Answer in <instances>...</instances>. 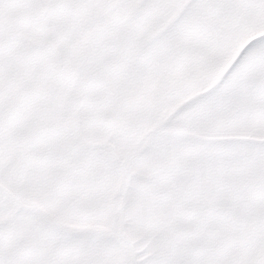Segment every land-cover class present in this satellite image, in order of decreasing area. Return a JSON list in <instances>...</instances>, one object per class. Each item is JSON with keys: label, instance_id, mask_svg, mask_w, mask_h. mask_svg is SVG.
Instances as JSON below:
<instances>
[{"label": "snow or ice", "instance_id": "obj_1", "mask_svg": "<svg viewBox=\"0 0 264 264\" xmlns=\"http://www.w3.org/2000/svg\"><path fill=\"white\" fill-rule=\"evenodd\" d=\"M0 264H264V0H0Z\"/></svg>", "mask_w": 264, "mask_h": 264}]
</instances>
